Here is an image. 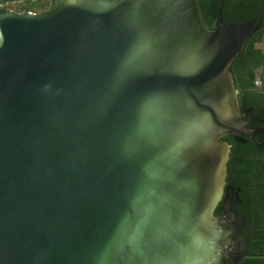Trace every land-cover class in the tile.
Masks as SVG:
<instances>
[{"label":"water","instance_id":"95a60500","mask_svg":"<svg viewBox=\"0 0 264 264\" xmlns=\"http://www.w3.org/2000/svg\"><path fill=\"white\" fill-rule=\"evenodd\" d=\"M223 4L213 28L199 0L0 12V264L240 262L221 137L253 119L229 66L261 17Z\"/></svg>","mask_w":264,"mask_h":264},{"label":"flooded vegetation","instance_id":"af4514ba","mask_svg":"<svg viewBox=\"0 0 264 264\" xmlns=\"http://www.w3.org/2000/svg\"><path fill=\"white\" fill-rule=\"evenodd\" d=\"M215 3L216 0H199L203 20L210 28L218 24L219 15L217 19L212 18V20H209L210 8ZM8 9L10 8L5 4L0 5V12ZM236 11L243 13V15H250L251 17L249 18L257 19L261 17L262 20L264 18V0H224L222 8L224 21L235 20H229L228 18L237 17ZM206 19L209 20V23H206ZM259 28L260 26L253 33ZM246 42H248V39ZM253 49H260L264 52V36L254 40ZM240 54L245 55L244 48ZM247 55L253 56L250 53ZM252 56L249 60H243L240 66L242 70L247 71L248 78H252L255 84H259V67ZM250 67L252 70H247ZM260 92L256 94L259 96L256 102L251 103L249 100L250 96H247V101H243V104L239 100L241 113L244 115L249 110L251 117H253V119L249 120L244 132L239 133V135L224 134L221 137L223 140H228L231 146L227 161L224 192L215 208V213H218L223 204L227 183L230 181L233 185L240 186L238 194L239 198L242 197L241 200L238 201L235 197L231 199V203L239 215H246L245 224L239 226V232L245 239V249L241 250L238 264H264V236L262 235L264 233V92ZM241 155L246 156L250 160V165L246 169L238 170V157ZM250 204H257V206L254 207Z\"/></svg>","mask_w":264,"mask_h":264},{"label":"trees","instance_id":"16d2710c","mask_svg":"<svg viewBox=\"0 0 264 264\" xmlns=\"http://www.w3.org/2000/svg\"><path fill=\"white\" fill-rule=\"evenodd\" d=\"M44 1V6L41 10H45L47 8H50L55 0H43ZM24 4V8L21 9L20 11H27V10H33L36 11V5L32 3L29 0H24L21 1ZM218 5H219V0H216V3L210 8V18L209 20H212V18H216L218 16ZM240 15V16H239ZM236 16L235 18H228L230 19H243V18H249L251 17L250 15L244 14L243 13H238L236 11ZM239 16V17H238ZM258 19V18H257ZM209 20L206 19V23H209ZM262 36H264V18L261 20V25L260 28L255 32L250 35V38H248V42H246L243 46L244 48V54H238L233 62L232 65L229 67V70L232 73L233 79L235 86L238 88V98L239 100L242 101H247V96L249 97L250 102H256L259 98L258 93H261L260 91L264 92V52L260 49H253V42L254 40L260 39ZM253 54L252 55H247V54ZM247 55V56H246ZM251 56L255 59L254 62H256V65L259 67V77H260V83L255 84L252 78L247 77V71L242 70V67L240 66V63L243 60H249ZM247 70H252L251 67L248 68ZM258 91V92H257ZM261 95V94H260ZM238 170H243L246 169L250 165V160L246 157L241 155L238 157ZM254 207L257 206V204H250ZM255 221L254 219H252ZM264 236V233H262ZM261 235V236H262Z\"/></svg>","mask_w":264,"mask_h":264},{"label":"rangeland","instance_id":"374dc122","mask_svg":"<svg viewBox=\"0 0 264 264\" xmlns=\"http://www.w3.org/2000/svg\"><path fill=\"white\" fill-rule=\"evenodd\" d=\"M21 1H24V0H21ZM21 1H9V2H6L5 5L10 9H13L15 11H20L21 9L24 8V4ZM29 1H31L32 3L36 5L37 12L42 11L41 9L43 8L45 4L43 0H29Z\"/></svg>","mask_w":264,"mask_h":264}]
</instances>
